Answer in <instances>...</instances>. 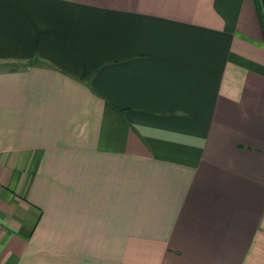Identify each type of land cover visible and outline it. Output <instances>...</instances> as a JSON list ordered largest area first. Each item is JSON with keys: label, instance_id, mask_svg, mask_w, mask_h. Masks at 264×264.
I'll return each instance as SVG.
<instances>
[{"label": "crops", "instance_id": "1", "mask_svg": "<svg viewBox=\"0 0 264 264\" xmlns=\"http://www.w3.org/2000/svg\"><path fill=\"white\" fill-rule=\"evenodd\" d=\"M255 0H0V264H264Z\"/></svg>", "mask_w": 264, "mask_h": 264}, {"label": "trees", "instance_id": "2", "mask_svg": "<svg viewBox=\"0 0 264 264\" xmlns=\"http://www.w3.org/2000/svg\"><path fill=\"white\" fill-rule=\"evenodd\" d=\"M255 3L264 33V0H255Z\"/></svg>", "mask_w": 264, "mask_h": 264}, {"label": "rangeland", "instance_id": "3", "mask_svg": "<svg viewBox=\"0 0 264 264\" xmlns=\"http://www.w3.org/2000/svg\"><path fill=\"white\" fill-rule=\"evenodd\" d=\"M1 66H3V65H0V69H3V67H1Z\"/></svg>", "mask_w": 264, "mask_h": 264}]
</instances>
